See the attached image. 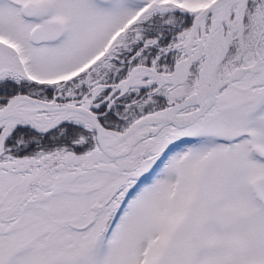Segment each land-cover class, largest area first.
Wrapping results in <instances>:
<instances>
[{
	"label": "snow or ice",
	"instance_id": "6c2138e0",
	"mask_svg": "<svg viewBox=\"0 0 264 264\" xmlns=\"http://www.w3.org/2000/svg\"><path fill=\"white\" fill-rule=\"evenodd\" d=\"M0 264H264V0H0Z\"/></svg>",
	"mask_w": 264,
	"mask_h": 264
}]
</instances>
